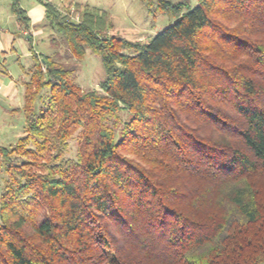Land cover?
I'll list each match as a JSON object with an SVG mask.
<instances>
[{
    "label": "trees",
    "instance_id": "1",
    "mask_svg": "<svg viewBox=\"0 0 264 264\" xmlns=\"http://www.w3.org/2000/svg\"><path fill=\"white\" fill-rule=\"evenodd\" d=\"M38 1L104 76L82 89L36 53L10 0L33 63L24 134L0 146V264H264V0H144L174 19L146 42Z\"/></svg>",
    "mask_w": 264,
    "mask_h": 264
},
{
    "label": "rangeland",
    "instance_id": "2",
    "mask_svg": "<svg viewBox=\"0 0 264 264\" xmlns=\"http://www.w3.org/2000/svg\"><path fill=\"white\" fill-rule=\"evenodd\" d=\"M45 1V0H44ZM81 6L87 5L90 8H98L104 11L110 22L108 32L118 34L130 40H140L146 42L171 22L173 18L163 15L159 11L148 12L146 2L144 0H78ZM176 2L178 0H171ZM35 2V0H33ZM193 6L197 4L196 0H190ZM8 0H0V29H14V21L10 22L8 15L10 14ZM155 8V6H154ZM73 20L79 17V11L75 8L71 11H64ZM76 20V21H77ZM13 22V23H12ZM43 27V28H42ZM37 28V29H36ZM36 34L32 35V45L36 51L47 54H56L63 62L75 65L74 81L82 88H98L99 81L104 76V69L97 55L93 54L89 49L82 59L73 58L67 50L66 45L61 36L51 30L49 26H36ZM51 39L55 43H51ZM31 60L30 57L20 58V65H25L26 61ZM5 67H0V77L8 80L6 74L13 70L18 72L21 66L16 61H6ZM26 70V67H24ZM6 71V72H4ZM18 82V79L16 80ZM18 85L20 83H17ZM9 94H0V146L14 145L17 140L24 134V115L22 112L23 92L15 96L9 97ZM76 143L74 139L70 140V148L67 156H73ZM5 173L0 166V193L3 186Z\"/></svg>",
    "mask_w": 264,
    "mask_h": 264
},
{
    "label": "crops",
    "instance_id": "3",
    "mask_svg": "<svg viewBox=\"0 0 264 264\" xmlns=\"http://www.w3.org/2000/svg\"><path fill=\"white\" fill-rule=\"evenodd\" d=\"M54 4L57 8L63 11L74 10L76 4H80L78 0H45ZM10 4V0H8ZM21 8H23L29 17V32L31 35L36 34V26L45 25L44 22V7L39 3L38 0H19ZM10 10V6H9ZM10 22L14 21V29L9 30L8 28L0 29V62L3 65H6V61H16L20 65V58L30 57L31 60L26 61L25 65H20L21 70L18 72H13L11 70L6 74L8 80H4L3 77H0V94H9L12 98H15L18 93L23 92L22 80L26 77V70L32 65V55L28 48L27 43V30L20 27L15 16L10 12L8 15ZM13 23V22H12ZM36 28V29H35ZM43 28V27H42ZM35 50V49H34ZM36 51V50H35ZM36 53H43L36 51ZM47 54V53H43ZM26 67V70L24 69ZM18 79V82L16 80ZM17 83H20L19 85ZM9 96V97H10Z\"/></svg>",
    "mask_w": 264,
    "mask_h": 264
},
{
    "label": "built area",
    "instance_id": "4",
    "mask_svg": "<svg viewBox=\"0 0 264 264\" xmlns=\"http://www.w3.org/2000/svg\"><path fill=\"white\" fill-rule=\"evenodd\" d=\"M74 19H76V20H77V17H75Z\"/></svg>",
    "mask_w": 264,
    "mask_h": 264
},
{
    "label": "water",
    "instance_id": "5",
    "mask_svg": "<svg viewBox=\"0 0 264 264\" xmlns=\"http://www.w3.org/2000/svg\"><path fill=\"white\" fill-rule=\"evenodd\" d=\"M42 61H43V59H42Z\"/></svg>",
    "mask_w": 264,
    "mask_h": 264
}]
</instances>
